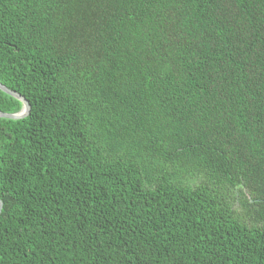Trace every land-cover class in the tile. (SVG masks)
Listing matches in <instances>:
<instances>
[{
    "label": "trees",
    "instance_id": "trees-1",
    "mask_svg": "<svg viewBox=\"0 0 264 264\" xmlns=\"http://www.w3.org/2000/svg\"><path fill=\"white\" fill-rule=\"evenodd\" d=\"M0 84V264H264V0H0Z\"/></svg>",
    "mask_w": 264,
    "mask_h": 264
},
{
    "label": "water",
    "instance_id": "water-1",
    "mask_svg": "<svg viewBox=\"0 0 264 264\" xmlns=\"http://www.w3.org/2000/svg\"><path fill=\"white\" fill-rule=\"evenodd\" d=\"M0 90L4 93H6L7 95L17 99L18 101L21 102L22 104V108L19 112L15 113V114H6L0 111V118L1 119H8V120H20V119H24L25 117H27L30 113V105L28 103V101L21 96L20 94L11 91L10 89H8L7 87L3 86L0 84ZM2 202L0 201V213L2 210Z\"/></svg>",
    "mask_w": 264,
    "mask_h": 264
}]
</instances>
